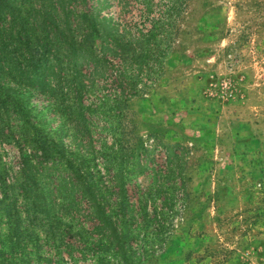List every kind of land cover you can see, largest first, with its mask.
<instances>
[{"label": "trees", "instance_id": "trees-1", "mask_svg": "<svg viewBox=\"0 0 264 264\" xmlns=\"http://www.w3.org/2000/svg\"><path fill=\"white\" fill-rule=\"evenodd\" d=\"M186 5L187 0H0V139L13 141L19 157L11 182L5 172L0 177V216H7L6 226L0 225V264H153V245L146 248L138 237L149 228L163 233L165 210L157 216L154 209L149 217L152 190H135L131 199L128 175L148 169L140 163L143 155L146 162L160 153L172 159L174 146L156 154L110 150L106 182L84 163L95 164L94 113L120 115L147 88L154 71L143 69L163 63ZM133 14L138 18L130 23ZM19 77L33 85L16 87ZM95 79L109 83L112 92L86 105L92 87L87 82ZM52 83L58 88L50 93ZM27 91L50 94L41 107L55 113L58 129L42 127L47 113L30 119ZM127 157L135 158L134 169L126 168ZM72 213L82 216L81 224L51 221Z\"/></svg>", "mask_w": 264, "mask_h": 264}, {"label": "rangeland", "instance_id": "rangeland-1", "mask_svg": "<svg viewBox=\"0 0 264 264\" xmlns=\"http://www.w3.org/2000/svg\"><path fill=\"white\" fill-rule=\"evenodd\" d=\"M148 69L154 73L147 88L120 115L94 113L97 154L95 164L85 160L84 167L106 182L110 150L156 154L174 146L172 159L160 153L146 162L143 155L140 163L148 169L128 175L131 199L135 190H152L149 217L154 209L157 216L165 210L163 233L149 228L138 237L146 248L153 245V264H264V0H187L166 58L143 72ZM19 80L16 87L23 90L33 85ZM93 81L84 96L92 106L112 92L109 83ZM52 86L50 93L58 88ZM26 94L36 122L47 113L41 105L50 94ZM53 115L42 126L46 130L59 128ZM1 140L0 177L5 172L11 182L19 170L18 151L13 141ZM125 160L127 169L135 168V158ZM2 190L0 185V198ZM51 221L78 225L83 218L72 213ZM5 222L2 212V228Z\"/></svg>", "mask_w": 264, "mask_h": 264}]
</instances>
